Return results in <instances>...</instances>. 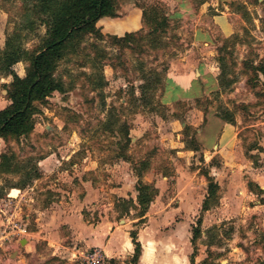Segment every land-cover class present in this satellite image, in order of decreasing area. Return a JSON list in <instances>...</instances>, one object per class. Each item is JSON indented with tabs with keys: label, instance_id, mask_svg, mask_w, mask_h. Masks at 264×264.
I'll use <instances>...</instances> for the list:
<instances>
[{
	"label": "rangeland",
	"instance_id": "1",
	"mask_svg": "<svg viewBox=\"0 0 264 264\" xmlns=\"http://www.w3.org/2000/svg\"><path fill=\"white\" fill-rule=\"evenodd\" d=\"M114 1L118 17L132 0ZM138 6L146 10L139 31L114 36L96 26L101 38L85 35L68 46L54 73L63 92L37 105L39 113L29 133L0 138V156L37 172L29 185L17 188L23 174L5 173L0 166V264H84L93 249L84 250L73 241L63 221L79 215L86 224L104 220L138 231L142 224L136 221L137 182L152 188L153 172L168 177L167 187L160 196L157 193L158 202L184 203L193 222L191 236L198 230L191 238L192 264H264V192L255 184L250 193L244 192L252 170L241 167L235 178L230 172L235 167L224 164L231 161L226 152L210 161L205 159L214 150L193 151L178 159L174 150L159 143L172 119L186 125L178 127L172 139L189 150L191 138L198 143L201 139L197 130L213 118L226 117L241 141L240 160L245 165L250 160L248 167L253 169L264 167L257 147L264 139V78L256 71L264 66V1L230 6L234 34L224 37L211 29L218 64L213 91L173 106L161 103L163 79L168 62L182 53L189 36L180 34L176 22L161 24L166 15L163 1L139 0ZM31 19L22 0H0V52L16 34L26 50L39 47L45 27L33 20V28H25ZM155 28L158 31L152 33ZM27 66L20 62L12 70L23 78ZM10 82L0 71V102L5 107ZM251 149L257 151L252 155ZM209 184L215 185V193L206 201L207 213L200 208ZM89 187L94 200L81 209L79 202ZM119 187L125 197H117L114 189ZM75 251L81 253L71 255Z\"/></svg>",
	"mask_w": 264,
	"mask_h": 264
},
{
	"label": "crops",
	"instance_id": "2",
	"mask_svg": "<svg viewBox=\"0 0 264 264\" xmlns=\"http://www.w3.org/2000/svg\"><path fill=\"white\" fill-rule=\"evenodd\" d=\"M161 1L165 5V16L168 22H176L182 31L180 34L189 36V42L184 44L182 53L168 62L163 79L161 103L165 106H173L177 102H190L213 91L218 75V72L214 70H218V64L214 58L216 53L211 42V29L212 27L217 28L224 37L234 34L231 21L233 14L230 6L244 0ZM263 1L257 0V3L261 4ZM138 4L139 0L127 1L123 14L115 18L103 17L98 20L96 26L103 34L114 36L139 31L142 28V10ZM4 107L0 102V110ZM185 126V123L179 119H172L165 125L164 134L159 142L160 145L174 150L175 158L178 159L185 158L193 152L183 150V144L172 139V134L178 131V127L184 129ZM197 134L196 137H201L199 143L195 140L196 138L194 140L199 151L205 153L208 150H214L212 153L209 151V156L205 161L212 160L216 155L221 157L226 152L228 154L226 159L229 161L230 158L231 161H225L224 164H227L228 167H235L230 170L233 176L236 178L240 174L241 167L252 170L245 183L251 182L264 192V167L258 166L253 169L248 167L249 164H252L250 160L247 165L245 162L243 163V160H240L242 156L240 157L238 149L241 141L232 125L220 118H213L206 128L197 130ZM176 136L178 137V135ZM136 140L133 139L132 142H136ZM257 147H260L262 155H264V139L258 143ZM256 151V149H251L249 153L253 155ZM173 160L175 159L173 158ZM176 175L175 183L178 185L181 175L178 169ZM149 179L160 196L167 187L168 177L153 172L149 175ZM85 191V197L79 202L81 209L87 204L91 205L94 200L93 190L89 187ZM114 191L117 197L126 196L123 187L115 188ZM244 192L250 193L245 184ZM135 205L137 207V204ZM219 210L223 211L224 208ZM186 211L188 210L184 203L175 205L170 202L161 203L158 202V195L155 197L141 218L143 220L142 227L136 231L137 242L141 248L138 264H192L190 256L194 251L190 226L193 225V222L189 219ZM205 212L209 213L210 211ZM72 218L74 219L72 220ZM72 218L67 217L63 222L68 225L72 240L80 244L82 249L99 250L109 264H129L134 247L130 238L131 231H128L127 226L114 227L112 223L104 220L97 225H90L83 222L79 215ZM139 220V218L136 219V221ZM80 253V251H75L71 255L77 256Z\"/></svg>",
	"mask_w": 264,
	"mask_h": 264
},
{
	"label": "trees",
	"instance_id": "3",
	"mask_svg": "<svg viewBox=\"0 0 264 264\" xmlns=\"http://www.w3.org/2000/svg\"><path fill=\"white\" fill-rule=\"evenodd\" d=\"M23 9L29 12L31 19L25 28H33L34 21L45 27L44 35L39 40V47L34 51H28L22 46L21 36L18 34L11 36L5 42L4 49L0 52V71L4 72L11 82L7 85V100L9 105L0 110V138L11 136L18 138L26 135L33 129V117L39 113L37 105H41L53 93H62L63 85L55 77L57 64L64 57L68 46H74L82 41L85 35H96L101 38L96 23L103 17L114 18L117 16V6L114 0H22ZM142 10V24L144 26L146 10ZM151 15L156 16L154 10ZM166 26L168 20L165 17L160 21ZM158 30L155 28L152 33ZM20 62L28 64L25 69V76H17L12 67ZM264 78V66L256 69ZM144 90V89H143ZM224 122L233 125V122L226 118H221ZM190 151H199V147L194 138L190 141ZM12 159L6 155L0 156V166L5 173H19L22 178L14 185L17 188H25L37 177V172L33 168L26 171L23 165L13 164ZM127 159L125 158L124 161ZM139 178V174H137ZM137 188V208L139 222L150 203L157 195L154 187L149 188L138 183ZM251 182L247 183L248 190L251 191ZM258 192H263L255 185ZM215 185L209 184L206 196L202 202V211H207L206 201L209 197H214ZM192 239L198 234V230L193 229ZM133 245V254L129 264H138L140 255V245L137 242L136 231L130 232Z\"/></svg>",
	"mask_w": 264,
	"mask_h": 264
},
{
	"label": "built area",
	"instance_id": "4",
	"mask_svg": "<svg viewBox=\"0 0 264 264\" xmlns=\"http://www.w3.org/2000/svg\"><path fill=\"white\" fill-rule=\"evenodd\" d=\"M84 264H107L104 255L97 249L91 250L84 257Z\"/></svg>",
	"mask_w": 264,
	"mask_h": 264
}]
</instances>
